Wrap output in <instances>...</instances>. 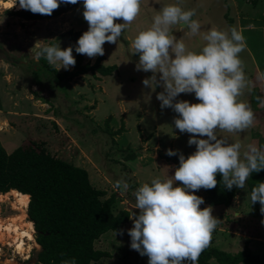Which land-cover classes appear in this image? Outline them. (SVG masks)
Here are the masks:
<instances>
[{"label":"rangeland","instance_id":"1","mask_svg":"<svg viewBox=\"0 0 264 264\" xmlns=\"http://www.w3.org/2000/svg\"><path fill=\"white\" fill-rule=\"evenodd\" d=\"M7 1L12 4L6 5ZM13 3L14 0H0V140L3 146L12 152L25 140L44 142L52 154L86 168L91 182L104 189L106 197L118 194L112 187L116 180H127L129 189L123 196L118 194L113 209L126 208L135 213L138 209L129 206L134 203L132 191L153 177L165 179L173 175L175 167L179 166V154L187 157L195 151V145L187 143L192 134L181 133L173 126V118L178 114L169 107L160 108L156 94L163 90L162 87L157 86L152 91L142 84L152 73L136 70L138 54H133L129 47L135 34L150 26L160 5L154 0H141L139 15L118 42L104 43L102 62L106 66L116 65L114 74L88 72L55 82L53 77L49 80L51 74L47 71L39 72L41 81H37L33 72L43 61H36L34 54L43 45L55 42L61 48L72 45V54L76 57L77 40L59 35L70 29L81 32L88 29L82 4L59 16L33 21L9 13L19 10ZM252 4H257V10L252 9ZM182 7L196 9L193 18L199 21L202 32L211 27L233 26L242 31L246 49L240 57L249 85L240 99L248 102L256 119L254 126L245 132L225 135L242 144L264 145V106L255 99L263 93L260 87H252L255 85L252 84L253 76L256 78L254 64L264 71V0H182ZM253 21L255 23H251ZM249 26L255 30L248 31ZM185 31L173 27L171 34L180 38ZM184 42L193 51H198L204 43L199 35L184 37ZM98 56L84 54V61L94 63ZM73 68L70 66L67 70ZM177 99L198 102L194 94L181 93ZM167 149L177 151V155H166ZM132 151L137 153V158L127 159L126 154ZM246 190H249L247 182L246 189H239L233 202L225 206L206 203V193L199 189L204 198L200 207L211 206L212 214L220 220L210 243L237 252L249 240L251 249L263 256L264 225L261 220L264 216L251 205ZM25 210L24 220L28 222L27 208ZM20 214L21 209L10 191L0 195L3 222ZM132 226L130 220L119 227L117 234L109 231L96 241L97 248L111 254L96 264H148L146 255H140L129 246L127 229ZM120 229L124 230L123 235L119 234ZM32 235L34 240L22 237V249L17 248V240L13 237L0 241V264H36L40 245L35 229ZM211 264L219 263L211 259Z\"/></svg>","mask_w":264,"mask_h":264},{"label":"clouds","instance_id":"2","mask_svg":"<svg viewBox=\"0 0 264 264\" xmlns=\"http://www.w3.org/2000/svg\"><path fill=\"white\" fill-rule=\"evenodd\" d=\"M61 3L77 4L78 0H14L13 5L51 15ZM154 3L160 7L150 26L139 30L129 47L138 54L136 70L152 73L142 84L152 91L162 87L156 94L160 108L169 107L178 114L173 126L181 133L192 134L187 143L195 145V151L187 157L179 154V166L173 175L153 177L132 191L134 203L129 206L139 212L129 215L133 225L127 229L129 246L146 255L148 264H198L220 220L212 214L211 206L200 207L204 198L195 190L214 188L217 174L224 188L246 189L251 174L264 170V145L242 144L225 135L245 132L256 119L248 102L240 99L249 85L240 57L246 49L242 31L233 26L202 32L199 21L193 18L196 9L182 7V0ZM82 8L88 29L76 41L75 52L95 57L104 54L105 42H118L139 15L141 0H82ZM173 27L186 31L177 38L171 34ZM197 35L204 43L198 51L190 50L184 37ZM72 53V45L61 48L59 44H46L34 58L67 70L76 63ZM256 80L264 82V71L257 73ZM181 93L194 94L198 102L177 99ZM255 99L264 106V96ZM166 155H177V151L167 149ZM112 187L123 196L129 183L118 179ZM246 191L251 205L259 202L264 216V181ZM61 264H76V260L65 259Z\"/></svg>","mask_w":264,"mask_h":264},{"label":"trees","instance_id":"3","mask_svg":"<svg viewBox=\"0 0 264 264\" xmlns=\"http://www.w3.org/2000/svg\"><path fill=\"white\" fill-rule=\"evenodd\" d=\"M79 4H82V0H78L77 4L61 3L51 15L24 9L8 12L25 20H39L59 16ZM82 33L70 29L59 36L78 40ZM103 59L104 55H99L94 63L86 62L84 54L77 53L74 68L59 72L41 58L43 65L40 64L33 73L37 81H41L39 72L47 71L51 74L49 80L53 77L55 82H62L60 80L66 76L73 77L88 72L114 74L117 66H106ZM66 88L65 86L64 90ZM109 121L110 117L107 123ZM126 157L137 158V153L132 151ZM216 179L218 183L214 188H201L206 193V203L229 206L239 189L235 186L231 190L224 188L219 174ZM259 181H264V170L251 174L247 181L249 190ZM12 189L30 196L27 213L34 224L36 240L40 245L36 264H61L62 260L71 258H75L76 264H96L100 259L111 255L108 251L97 248L96 241L105 233L118 230L131 220L130 209H113L117 193L106 197L107 192L91 182L86 168L52 154L41 141L25 140L12 152H8L0 140V193ZM195 191L200 196L199 191ZM254 207L261 214L259 202ZM138 212L139 210L135 213ZM128 239L130 241L129 235ZM211 259L219 264H264V255L254 252L249 240L237 252L226 251L209 242L201 252L198 264H211Z\"/></svg>","mask_w":264,"mask_h":264},{"label":"bare ground","instance_id":"4","mask_svg":"<svg viewBox=\"0 0 264 264\" xmlns=\"http://www.w3.org/2000/svg\"><path fill=\"white\" fill-rule=\"evenodd\" d=\"M5 4L10 6L12 3L7 1ZM17 8L20 9L18 5ZM10 193L14 195L15 202L19 209H21V214L17 217L11 218L9 221L7 220V222H3V220L0 218V241H6L7 239L9 240V238L13 237L14 240H17V248L22 249L24 244L22 237H27L28 239L34 240L32 235V232L35 229L33 228V222H25L26 220H24L26 214L25 209L28 206L30 196L28 194L21 193L16 189L10 190ZM2 194L4 193H0V195Z\"/></svg>","mask_w":264,"mask_h":264},{"label":"crops","instance_id":"5","mask_svg":"<svg viewBox=\"0 0 264 264\" xmlns=\"http://www.w3.org/2000/svg\"><path fill=\"white\" fill-rule=\"evenodd\" d=\"M248 3H250L249 1H248ZM252 3V2H251ZM253 5V4H252ZM252 9L253 10H257V4H255V5H253L252 6ZM251 23H255L254 21L253 22H251ZM249 25H251L250 24V22H249ZM259 27L261 26V25H258ZM250 28L248 29V31H251V30H255V27H253V26H249ZM258 65V64H257ZM254 69H255V72H256V75H257V73L259 72V71H262V68L261 67H259V66H256L255 64H254ZM252 84L254 85V86H252L253 88H255V87H260V89H261V91H262V93H263V96H264V82H260V81H257L256 80V78L253 76V81H252Z\"/></svg>","mask_w":264,"mask_h":264}]
</instances>
